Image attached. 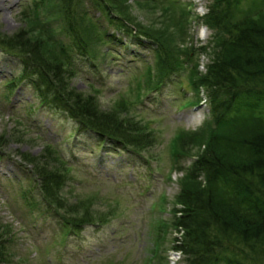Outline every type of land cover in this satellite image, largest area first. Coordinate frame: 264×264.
I'll return each mask as SVG.
<instances>
[{
  "label": "rangeland",
  "instance_id": "obj_1",
  "mask_svg": "<svg viewBox=\"0 0 264 264\" xmlns=\"http://www.w3.org/2000/svg\"><path fill=\"white\" fill-rule=\"evenodd\" d=\"M71 2L87 30L89 57L76 56L79 70L70 84L90 95L98 110L133 116L152 141L137 150L79 128L64 110L39 103L31 80L18 78L20 59L0 49V264H181L185 254L174 247L175 197L182 168L193 159L185 154L198 149L192 132L207 130L211 116L206 88L192 84L193 72L204 73L211 61L207 13L200 17L191 0H124L134 20L180 53L179 71L155 86L147 83V69L156 61L149 41L108 26L89 0ZM61 3L0 0V31L11 35L23 27L36 39L57 34L64 27ZM248 3L231 5L230 19ZM260 16L264 20V10ZM102 26L113 34L109 41L97 31ZM41 42L48 53L54 50L49 39ZM9 79L15 81L11 91ZM180 132L186 133L185 153H174ZM47 143L62 148L66 159L64 204L93 219L78 229L63 225L32 172L28 158L36 161ZM228 251L264 264L242 246L230 244ZM174 253H180L178 260Z\"/></svg>",
  "mask_w": 264,
  "mask_h": 264
},
{
  "label": "trees",
  "instance_id": "obj_2",
  "mask_svg": "<svg viewBox=\"0 0 264 264\" xmlns=\"http://www.w3.org/2000/svg\"><path fill=\"white\" fill-rule=\"evenodd\" d=\"M89 1L108 26L149 41L156 61L147 69V83L159 85L179 71L180 53L134 20L124 0ZM241 1L247 0H212L205 15L213 29L211 61L204 73L193 72L192 84L197 90L206 88L211 116L207 130L192 132L198 149L185 154L193 159L182 168L175 197L172 223L179 236L174 247L185 254L181 264H251L247 257L226 252L230 244L247 248L256 260L264 259V20L260 16L264 0H248L246 7L238 8L239 16L230 19L231 5ZM61 7V32L36 39L23 27L11 35L0 31V49L20 59L18 78L31 80L39 103L64 110L79 128L92 131L99 140L144 149L152 141L150 130L127 112L98 110L90 95L70 84L79 70L76 56L89 57V39L71 0H62ZM102 27L97 31L109 41L113 34ZM47 39L54 49L49 53L41 42ZM14 84L9 79L7 88L11 91ZM185 134L176 135L174 153H185ZM44 146L36 161L28 158L40 193L65 227L78 229L93 219L86 211L78 213L73 205L64 204L60 190L66 159L62 148ZM2 252L0 242V259Z\"/></svg>",
  "mask_w": 264,
  "mask_h": 264
},
{
  "label": "built area",
  "instance_id": "obj_3",
  "mask_svg": "<svg viewBox=\"0 0 264 264\" xmlns=\"http://www.w3.org/2000/svg\"><path fill=\"white\" fill-rule=\"evenodd\" d=\"M195 1L199 2L200 0H195ZM174 255H176V256L178 257V253H176V254L174 253ZM177 257H176V258H177Z\"/></svg>",
  "mask_w": 264,
  "mask_h": 264
}]
</instances>
